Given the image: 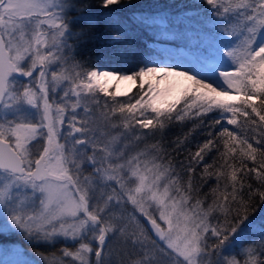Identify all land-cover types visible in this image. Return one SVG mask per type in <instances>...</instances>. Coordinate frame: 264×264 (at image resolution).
<instances>
[{"label":"snow or ice","instance_id":"6c2138e0","mask_svg":"<svg viewBox=\"0 0 264 264\" xmlns=\"http://www.w3.org/2000/svg\"><path fill=\"white\" fill-rule=\"evenodd\" d=\"M134 8L0 0V236L64 242L60 256L34 251L24 264H264V208L253 206L264 205V160L247 167L264 157V132L253 146L251 128H229L240 117L264 124V0H192L186 18L208 41L165 66L136 46L137 29L151 25ZM89 40L103 49L94 67L76 59ZM124 82L139 91H121ZM186 122L170 152L169 131ZM197 128L203 143L175 159ZM213 149L223 163L203 164L204 183L216 179L205 207L192 181ZM238 151L240 167L229 163Z\"/></svg>","mask_w":264,"mask_h":264},{"label":"trees","instance_id":"16d2710c","mask_svg":"<svg viewBox=\"0 0 264 264\" xmlns=\"http://www.w3.org/2000/svg\"><path fill=\"white\" fill-rule=\"evenodd\" d=\"M133 5L135 8L132 11H136L138 13H143L144 16L149 17L148 23L151 26H145L142 28L137 29L136 32V46L140 49H151L155 52L159 53V58L162 57L163 48L158 47L156 43L164 44L168 43L172 47H175L178 50H182L184 53H187L189 56L191 55L192 51L194 50L197 44L207 43L208 37L207 34L203 31H200V26L194 23H190L187 20V16H191L193 13L190 10L184 8L186 5H191L192 0H132ZM71 16L77 15V13L72 12L70 13ZM171 21V23H168ZM79 25L73 28V31L79 29ZM162 42V43H161ZM97 49H100V42L99 41H92L85 45H82L81 49L78 51V55L76 59L84 61L86 67H92L96 65L97 62ZM103 51V49H100ZM170 52V51H168ZM91 57V59H89ZM169 57V56H168ZM105 56L100 57L101 63L104 62ZM134 92V93H133ZM130 95L135 94V90L129 93ZM121 99H126L125 97H121ZM211 115V114H210ZM254 115V114H253ZM241 124L239 126H229L230 130H236L238 135L241 133V128L252 130L247 131V135L250 138L249 142L253 143V146H256L255 140L251 139L254 134L255 139H260L259 133L264 132V124L259 122V118L255 117L257 120V126L244 125L243 124V117L239 118ZM208 120H205V126L208 124ZM198 123V122H197ZM223 123V122H222ZM193 128V122H186V127L181 129L179 126L173 127L169 133L167 140L169 142V151L171 152L173 148L176 146L171 144L172 140H175L177 137H182L184 133H187L189 129ZM220 126L217 125L215 131H219ZM206 138V133L203 129L197 128L191 137V143H187L181 146L178 149V152H172V155L177 160H185L186 157L190 156V153H195L197 150V145L203 143L204 139ZM211 138V137H207ZM154 141L149 139L148 141L142 142L139 145V148H143L145 143H153ZM220 151H223L221 147ZM216 159L215 167L209 169L210 172H215L216 168L223 163V160L220 158L216 149H213L211 153L205 156L204 162L200 165L196 166V170L193 174V186L199 187L203 184L199 192V196L204 198L205 194H208L207 202L205 203V207H207V203H210L212 200V196L209 193L210 188L216 186V179L215 176H212L207 179V183L201 179V173L203 172V164H213V159ZM264 160V157H261L257 154V160L255 162L249 160L247 161V167L252 168L254 166H258L261 161ZM229 163H235L237 167H240L239 164V151L237 152L236 159L230 160ZM223 171L225 172V177L222 178L221 185L227 182V174L229 169L224 168ZM251 175H254L251 174ZM183 181L187 180V174L182 173ZM246 183H252L254 187H259L253 180H247ZM259 205L260 207L257 208V212L260 211V208H264V205H261L259 198L257 197L253 202V206ZM255 215V213H253ZM10 234H6L0 236V240L5 241L8 239ZM24 246H29L34 251H40L45 254L55 253L56 256H60V248L64 244L63 241L56 243L54 246H48L45 244L39 245H31L22 242ZM68 247H73V245L68 244ZM94 259V256L92 257Z\"/></svg>","mask_w":264,"mask_h":264},{"label":"rangeland","instance_id":"374dc122","mask_svg":"<svg viewBox=\"0 0 264 264\" xmlns=\"http://www.w3.org/2000/svg\"><path fill=\"white\" fill-rule=\"evenodd\" d=\"M156 45L158 47L163 48V51H164L162 52V55H161L162 57L160 58L159 56L157 57V59L162 62L161 65L159 66H165L166 63L170 62L169 61L170 57H176V58L190 57L187 53H184L182 50H178L175 47H172L168 43H164V44L156 43ZM104 62H107L106 57L104 58ZM129 88H131V91L132 89H134L135 93L139 91L138 84L135 86L130 84L126 89L121 90V91H128ZM105 131H107L109 135H116L118 132L122 131V129L119 127H117L116 129L106 128ZM104 139H107V137H104ZM120 143L122 145L124 141L122 140ZM89 154H91V149H89ZM91 171L92 169L88 168L86 171V174L90 173ZM129 211H131L130 207H129ZM22 242L29 244L22 237H20L19 235H14V234H10L9 238L6 239L5 241L0 240V264H24L25 261L35 258L33 255L34 250H32L29 246L27 247L24 246Z\"/></svg>","mask_w":264,"mask_h":264},{"label":"bare ground","instance_id":"6f19581e","mask_svg":"<svg viewBox=\"0 0 264 264\" xmlns=\"http://www.w3.org/2000/svg\"><path fill=\"white\" fill-rule=\"evenodd\" d=\"M131 83L130 82H124L120 85V89L121 90H124L126 89Z\"/></svg>","mask_w":264,"mask_h":264},{"label":"water","instance_id":"95a60500","mask_svg":"<svg viewBox=\"0 0 264 264\" xmlns=\"http://www.w3.org/2000/svg\"><path fill=\"white\" fill-rule=\"evenodd\" d=\"M145 227L148 228V229L150 230V224L145 223ZM150 234L153 235V238H155L154 233H151V232H150Z\"/></svg>","mask_w":264,"mask_h":264}]
</instances>
